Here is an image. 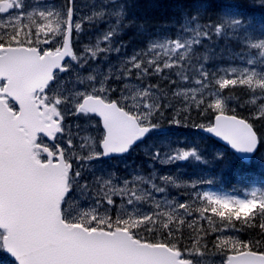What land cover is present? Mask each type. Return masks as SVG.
I'll return each mask as SVG.
<instances>
[{"label": "snow or ice", "instance_id": "1", "mask_svg": "<svg viewBox=\"0 0 264 264\" xmlns=\"http://www.w3.org/2000/svg\"><path fill=\"white\" fill-rule=\"evenodd\" d=\"M109 5L107 13L88 16L87 22L97 25L108 15L115 16L116 23L109 20V26L97 37L96 44L85 45L83 54L77 55L73 36L79 37L84 31L85 18L77 19L75 0H66L59 23L50 19L57 15L54 7L37 3L26 11L23 0H0V31L3 33L0 34V81H3L0 83V261L3 264H194L187 257L203 255L201 250L193 252L192 249L206 239L207 233L198 236L192 248L186 251L178 245H169L164 239L153 246L151 238L140 235L137 229L143 226L142 219L151 220L154 214H141L137 219H125L119 214L113 219L107 212L98 211L104 198L96 201L97 208L73 214L69 202L72 189L83 192L88 187L81 184L85 179L84 169H92L93 162L128 153L150 131L163 130L165 119L171 122L170 126H190L212 134L237 150L251 152L264 146V138L258 134L254 123L264 121V81H254L252 77L244 79L246 73L238 75L236 67L210 72L201 65L200 75L194 81L199 87L182 93L185 104L181 108L152 100V86L133 97L131 104L124 95L114 99L116 89L109 86L111 81L106 75L78 78L83 90L61 87V74H70L75 68L67 62L69 58L79 64L77 71L85 70V65L97 61L101 54L119 52L123 47V44L113 47L115 35L125 27L122 13L117 10L120 6L116 0H104L102 6L108 8ZM191 19L197 21V17ZM196 27L203 28L199 24ZM208 27L214 28L216 34L221 31L219 26ZM198 36L195 45L209 35L205 31ZM175 41L174 55L185 46L181 36ZM167 42L170 44L172 39ZM186 44L191 47L193 41L187 40ZM158 47L159 42H150L146 53L134 55L127 62L134 69L142 70L138 71V76L148 75L150 69L159 75L165 68L173 67L171 62L161 67L159 56L149 59L147 67L137 62L141 55H152ZM252 47L258 49L261 44ZM220 71L224 74L217 78ZM181 78L189 81L187 75ZM235 87L246 88L253 97H259L253 101L248 117H238L235 109L228 108L230 97L223 93ZM11 102H15L18 109ZM193 104L197 115H202L207 123L188 124ZM166 112L172 115L166 117ZM69 115L85 118L93 132L90 143L87 136L81 138L84 143H78V133L66 128ZM76 127L83 130L80 125ZM145 154L161 164L195 155L194 151L181 148L163 153L157 149L155 154ZM160 179L165 184L172 180L167 175ZM96 180L108 187L105 193L108 208L116 207L113 197L126 198L128 205L140 200L127 180L123 188L112 187L102 177ZM152 189L156 193L165 192L164 187L155 183ZM188 206V203H179L177 208L187 210ZM186 214L192 216L193 211ZM199 216L204 220L202 211ZM244 225L258 228L264 236V200H258L257 207L244 219ZM147 231L151 233L153 229ZM173 236V231H169L168 237ZM222 245L226 247L221 264H264V248L257 250L258 243L228 237L220 239L215 247Z\"/></svg>", "mask_w": 264, "mask_h": 264}, {"label": "trees", "instance_id": "2", "mask_svg": "<svg viewBox=\"0 0 264 264\" xmlns=\"http://www.w3.org/2000/svg\"><path fill=\"white\" fill-rule=\"evenodd\" d=\"M250 1L251 0H142L141 8L143 9L144 13H147L146 19L148 21L157 22V24L163 25L167 29H178L180 21L184 16L191 18L192 16L197 15L202 21H205V23L210 21L219 22V15L225 13H235L243 19H258L262 14H264V3L256 5ZM166 12H169L170 14ZM124 36L125 39L123 41L128 38V35ZM134 39L135 38H130L131 41ZM122 42H120L119 45ZM151 73L155 74L154 72L149 71V74ZM172 75L173 74L170 70H164L159 75L155 74L154 76H143L142 80L149 81L152 84L155 83L156 87L159 88L162 94L168 96V90L172 85V80H176L175 76L171 78ZM176 84L177 83H174V85ZM118 87L119 85H117L114 89ZM241 89L242 87L226 89L223 95L230 97V99L227 101L228 108L230 110L235 109V114L239 117H248L254 107V104L250 102V90L243 88L241 91ZM121 90L122 88L119 87L117 92ZM169 100L175 108H181L182 105L176 98H169ZM171 115V112H166V117ZM193 122L207 123V120L202 115H197L195 105H192L191 120L188 121V124L191 125ZM170 123L171 122L168 119L163 121V124L168 125L171 129H186V131L194 130L190 126H170ZM254 123L256 131L260 134H264V121H254ZM239 164V166H241L240 162ZM215 212L219 213V217H222L224 220H226V218L233 219V225L237 230L240 231L239 233L241 241L258 243L259 247L257 250L264 248V236H261L259 229L244 225V218H246L248 215L246 216L242 213L233 212L226 209L221 212ZM181 220H184V223H181ZM223 225H227V223L220 222L213 226L210 224L206 225V223L203 221L198 222L190 221L186 218H176L170 219L167 222H160L155 225L152 224L148 227H143L139 234L149 236L153 243L164 239L169 245H178L181 250H186L192 248V245L198 236L207 233L206 239L196 244V247L193 249L202 250L206 253L219 252L223 254V248L226 247V245H222L219 248L215 247V244L219 243L220 240V238L216 236L218 229H220L218 227ZM148 228H152L153 231L149 233L147 231ZM177 229H179V231H177ZM213 229H216L217 231L214 232ZM169 231H173L174 233L172 238L168 237ZM205 245L207 246L205 247Z\"/></svg>", "mask_w": 264, "mask_h": 264}, {"label": "rangeland", "instance_id": "3", "mask_svg": "<svg viewBox=\"0 0 264 264\" xmlns=\"http://www.w3.org/2000/svg\"><path fill=\"white\" fill-rule=\"evenodd\" d=\"M101 4H102L101 2L95 1L91 8L88 7V9L82 13V16H84V18H87L89 15L93 16L95 14L94 13L95 11L101 12L102 9H98V6H100ZM102 11L106 13V11H104V10H102ZM50 19H52L54 22H56L55 16L50 17ZM259 41H261L262 44H264V38L260 39ZM159 44H160V47H158L156 49L157 50L161 49L162 51H166L167 56H169V58H171V59H168L170 62L186 60L187 55H188V57L190 55L189 49H184V47L182 49H180L179 54L174 55L173 49L176 48V42H174V40H172V42L170 44L167 41H161V42H159ZM188 51H189V54H188ZM185 53H187L186 56L184 55ZM199 62L200 61L197 60L196 64H199ZM190 63H192V62L190 61ZM73 67H75V68L71 71L70 74L61 75L62 76V80L60 82L61 87L65 88L66 90H72V89L83 90V86H80L78 84V78H80L81 76L87 77L88 75H85V70H88L89 67H85V70H79V71H77V69H79V64L75 63V64H73ZM197 67L199 68L200 66H197ZM198 75H200V72L198 73ZM97 76L98 77L105 76V71H100L99 74H97ZM197 76H196V78H197ZM195 89H197V88H195ZM242 89H241V91H242ZM141 91H143V90L141 89L140 91H136L135 89L131 88L129 93L126 94V96L131 100V103H132V98L137 97L138 93ZM66 94H67V92H66ZM154 100L155 101L157 100L156 96H154ZM85 128H88V127L83 126V129H85ZM70 130L72 132H76V127L74 125L71 126ZM92 135H93V132H92ZM92 135H91V132H89L86 135L87 137H89V141H88L89 143L91 142ZM76 140L78 143H84L85 142L83 139L80 140L78 137H76ZM199 141L200 140L198 138L196 139L195 136H192L190 140H187L188 150L189 151L195 150L197 152H200V148L198 147ZM262 156H264V152H263ZM178 162H181V160ZM93 163H94V166L92 169L86 168L87 169L86 175L88 177L87 182L85 180L81 181V184H86V185H88V187H92L93 189L90 190L87 187L86 189H84L83 192H81L80 190H73V192H72L73 213L74 214L81 212V211H91V210L97 208V205H96L97 200L91 199V196L94 195V196H99L100 198H104V202L98 208V211L101 214H104L105 212H107V214L109 215V210L104 208L107 206V205H105V203H106L105 193L108 191V187L99 183L96 180V177H102L104 180H108L109 184L114 188L125 187L124 181H121L120 177L117 174H114L115 172L106 168L105 174H104L103 171L98 169V168H100V167H97L98 164H95V162H93ZM127 165H123V166L126 167ZM140 180L141 181L143 180L142 177ZM129 185H130V183H129ZM129 188L135 189V196H139L140 200L137 201L135 203V205H128L127 203H122L121 205H118L116 208V216L119 214H122L123 218H125V219H137V218H141V214H152L150 212V210L147 209V207L145 206V202H147L148 200L143 201V198H141V197L147 195L146 189H143L142 186L134 187V185H132V187L130 186ZM92 192H94V193H92ZM129 194H131V192ZM219 195H221L220 198L223 200L230 199V196L227 194H219ZM236 200L239 203H243L245 201L244 198H242L241 196L236 197ZM155 202H154V205L159 204L160 208H163L162 210H167L169 212L173 211L170 207H168V205H169L168 202H166V201L165 202L155 201ZM159 211H161V210H159ZM167 211H165L166 214H167ZM147 220L148 219H142L141 222H144ZM216 261L217 260H215V262ZM210 262H213V261H210Z\"/></svg>", "mask_w": 264, "mask_h": 264}, {"label": "water", "instance_id": "4", "mask_svg": "<svg viewBox=\"0 0 264 264\" xmlns=\"http://www.w3.org/2000/svg\"><path fill=\"white\" fill-rule=\"evenodd\" d=\"M207 134H209V133H207ZM209 135L213 136L212 134H209ZM213 137H215V136H213ZM215 138L218 139V140H220L225 145L229 146L237 155L241 156L243 159H247L254 152V150H255V149H253V151H251V152L237 150V149L231 147V145L228 144L227 142L219 139L218 137H215Z\"/></svg>", "mask_w": 264, "mask_h": 264}, {"label": "bare ground", "instance_id": "5", "mask_svg": "<svg viewBox=\"0 0 264 264\" xmlns=\"http://www.w3.org/2000/svg\"><path fill=\"white\" fill-rule=\"evenodd\" d=\"M149 11V10H148ZM149 13H150V11H149ZM166 13H169V12H166ZM151 14V13H150ZM170 14V13H169ZM167 15V14H166ZM174 15V14H173ZM171 18V17H170Z\"/></svg>", "mask_w": 264, "mask_h": 264}]
</instances>
